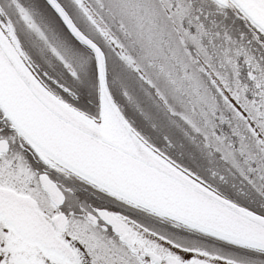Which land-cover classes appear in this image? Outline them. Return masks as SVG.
I'll return each mask as SVG.
<instances>
[{"label":"snow or ice","instance_id":"6c2138e0","mask_svg":"<svg viewBox=\"0 0 264 264\" xmlns=\"http://www.w3.org/2000/svg\"><path fill=\"white\" fill-rule=\"evenodd\" d=\"M0 264H264V0H0Z\"/></svg>","mask_w":264,"mask_h":264}]
</instances>
